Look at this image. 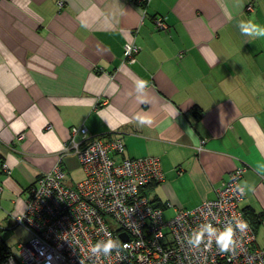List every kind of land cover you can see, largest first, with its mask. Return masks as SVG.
Masks as SVG:
<instances>
[{
  "label": "crops",
  "instance_id": "1",
  "mask_svg": "<svg viewBox=\"0 0 264 264\" xmlns=\"http://www.w3.org/2000/svg\"><path fill=\"white\" fill-rule=\"evenodd\" d=\"M141 1L0 0V263L6 251L20 257L27 230L14 217L35 180L59 160L69 186L84 178L65 150L80 127L121 139L127 158L160 160L163 180L147 193L166 220L215 199L245 168L254 191L241 209L264 239V38L236 27L264 26V0ZM126 43L140 48L131 65Z\"/></svg>",
  "mask_w": 264,
  "mask_h": 264
},
{
  "label": "built area",
  "instance_id": "2",
  "mask_svg": "<svg viewBox=\"0 0 264 264\" xmlns=\"http://www.w3.org/2000/svg\"><path fill=\"white\" fill-rule=\"evenodd\" d=\"M156 24L166 28L164 18ZM139 53L137 45L126 43L124 63H136ZM23 139L24 134L19 137ZM65 150L77 158L84 178L69 186L59 160L35 180L27 191L25 212L14 217L31 239L20 245L19 258L6 251L0 264H264V249L258 247L256 233L241 209L246 194L234 191L243 183L245 168L230 173L215 199L166 220L147 193L150 185L163 180L158 158H127L121 139L92 137L84 127L71 129ZM4 170L10 174L8 166ZM237 219L245 221L247 229L236 231L234 251L221 253L215 244L208 250L192 249L184 239L202 223L211 222L222 230ZM102 228L121 242L119 253L91 254L92 245L108 238Z\"/></svg>",
  "mask_w": 264,
  "mask_h": 264
},
{
  "label": "clouds",
  "instance_id": "3",
  "mask_svg": "<svg viewBox=\"0 0 264 264\" xmlns=\"http://www.w3.org/2000/svg\"><path fill=\"white\" fill-rule=\"evenodd\" d=\"M236 27L238 28L242 36L248 37L249 39L264 38V26L254 24L252 21L240 20L237 22ZM136 92L138 95L144 94L148 89L149 85L147 81L137 80L135 82ZM113 88H117L113 85ZM135 120L139 126L151 125L152 121L150 118L137 115ZM190 139H193L194 146L199 149L198 138L189 130ZM261 171H264V166H261ZM235 192H238L241 196L245 195L246 192L254 191V187L249 185L247 181L242 184L236 185ZM247 229V223L241 219H237L229 225L220 230L213 226L211 222L202 223L199 227L193 230L189 235L185 236L184 239L187 245L192 249H200L203 246L204 250L211 249L213 244L219 249L221 253H227L234 251L237 247V240L235 239L236 231L243 233ZM105 232L108 237L106 240H100L96 244L90 247V252L97 257L110 256L114 251L119 253L121 249V242L111 238V233L105 229H101ZM124 248L128 245L124 244Z\"/></svg>",
  "mask_w": 264,
  "mask_h": 264
},
{
  "label": "rangeland",
  "instance_id": "4",
  "mask_svg": "<svg viewBox=\"0 0 264 264\" xmlns=\"http://www.w3.org/2000/svg\"><path fill=\"white\" fill-rule=\"evenodd\" d=\"M80 176H81V173H80V171L78 170V171H76L75 173H74V175L72 176V178H70L71 180H74V181H77V180H79V178H80ZM30 239H31V236H30V234L26 231V232H24L23 233V242H25V243H27V242H29L30 241ZM258 245L261 247V248H264V239H258Z\"/></svg>",
  "mask_w": 264,
  "mask_h": 264
},
{
  "label": "trees",
  "instance_id": "5",
  "mask_svg": "<svg viewBox=\"0 0 264 264\" xmlns=\"http://www.w3.org/2000/svg\"><path fill=\"white\" fill-rule=\"evenodd\" d=\"M155 185H156V184H155ZM155 185H150V186L148 187V189L153 188ZM152 203L155 205V207L159 208V207L155 204V202H154L153 200H152ZM243 213H244V215H245L247 221H248L249 224L251 225V223H250V221H249V219H248V216H247V212L243 211ZM251 227L254 229V227H253L252 225H251ZM254 231H255V229H254Z\"/></svg>",
  "mask_w": 264,
  "mask_h": 264
},
{
  "label": "water",
  "instance_id": "6",
  "mask_svg": "<svg viewBox=\"0 0 264 264\" xmlns=\"http://www.w3.org/2000/svg\"><path fill=\"white\" fill-rule=\"evenodd\" d=\"M124 239L127 240V237H125Z\"/></svg>",
  "mask_w": 264,
  "mask_h": 264
}]
</instances>
